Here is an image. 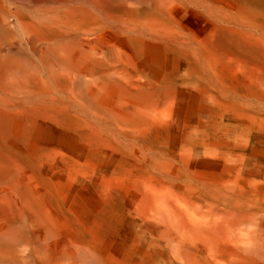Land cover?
<instances>
[{"label":"rangeland","instance_id":"374dc122","mask_svg":"<svg viewBox=\"0 0 264 264\" xmlns=\"http://www.w3.org/2000/svg\"><path fill=\"white\" fill-rule=\"evenodd\" d=\"M40 1L0 0V228L52 261L256 264L264 0Z\"/></svg>","mask_w":264,"mask_h":264},{"label":"bare ground","instance_id":"6f19581e","mask_svg":"<svg viewBox=\"0 0 264 264\" xmlns=\"http://www.w3.org/2000/svg\"><path fill=\"white\" fill-rule=\"evenodd\" d=\"M68 1H70V0H68ZM94 1H96V0H94ZM94 1H92V2H94ZM40 2L42 3V0ZM61 2H62V0H61ZM65 4H66V2H65ZM95 4H97V3H95ZM97 8L98 7H96V10H97ZM71 38L73 39V37H71ZM62 40H65V38L62 37ZM1 183H2V181H1ZM1 186H3V185H1ZM12 194H13V192H12ZM17 214H18L17 216L19 217L20 212H17ZM21 214H22V212H21ZM17 216H16V218H18ZM22 216H24V215L20 216L21 221L22 220L23 221L19 222V224L17 226L14 225V227H12V225L9 224V226H11V227L6 226L3 228H0V264H99L97 258L87 248H84L80 245H79L80 247H75V248L73 246H76V245H73L72 251H70L71 249L68 248L70 252L68 253V250H67V252L65 251V254L63 253L65 255V257H63V256L61 257V254H59L60 258H57L58 256H56L57 260H55V261L50 260V258L48 259V255H50L52 251L49 250L50 254L49 253L46 254V252H48V251L44 250V247H43L44 242L42 243V245H43L42 246L41 243L39 242V239H38L40 237V235L37 238V235L39 233L36 235L35 232L37 233V231L33 232L34 230H37V229L33 230L32 229L33 227H31V224L29 225L30 227L28 226L29 228H27V225L24 222L26 219L24 217L22 219ZM14 219H15V217H14ZM19 219H17V222ZM32 220H34V219H32ZM1 221H0V223H2L4 221V219L2 222ZM15 221H16V219H15ZM35 221L37 222V219ZM40 222L43 223L42 221H40ZM4 223H6V222H4ZM7 223H6V225H7ZM31 223H33V222H31ZM38 225H42V224H38ZM34 228H36V226H34ZM45 230L49 231L48 228L47 229L45 228ZM48 231H46L48 233V235L49 234H50V236H52V234L54 235L53 232L49 233ZM40 233H41V231H40ZM43 234H44V232H43ZM41 236H42V234H41ZM46 236H47V234L45 233V237ZM42 238L44 239L43 236H42ZM47 238H48V236L46 237V239ZM257 238H256V240H257ZM259 238L261 239V237H259ZM46 239H45V242H46ZM50 239H49V241H50ZM263 239H264V237H263ZM256 240L252 239V240L248 241L249 252L252 254L256 264H257V260H262V262H260V264H264V261H263L264 260V254L259 253L258 246H257L258 244L256 243ZM46 243H44V244H46ZM259 243H261V240H259ZM190 244L191 243H189V246H187V247L192 246ZM261 248H263V247H261ZM46 249H47V247H46ZM57 254H55V255H57Z\"/></svg>","mask_w":264,"mask_h":264}]
</instances>
